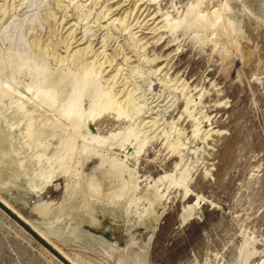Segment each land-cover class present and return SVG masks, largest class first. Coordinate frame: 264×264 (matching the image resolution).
Wrapping results in <instances>:
<instances>
[{
    "label": "rangeland",
    "instance_id": "374dc122",
    "mask_svg": "<svg viewBox=\"0 0 264 264\" xmlns=\"http://www.w3.org/2000/svg\"><path fill=\"white\" fill-rule=\"evenodd\" d=\"M259 1L0 0V264H264Z\"/></svg>",
    "mask_w": 264,
    "mask_h": 264
},
{
    "label": "bare ground",
    "instance_id": "6f19581e",
    "mask_svg": "<svg viewBox=\"0 0 264 264\" xmlns=\"http://www.w3.org/2000/svg\"><path fill=\"white\" fill-rule=\"evenodd\" d=\"M254 2H256V1H254ZM258 2H260V1L258 0ZM262 2H263V0H262ZM258 4H259V3H258ZM263 6H264V5H263ZM259 8H260V7H259ZM40 97H41V96H40ZM49 103H50V102H49ZM66 110H67V109H66ZM68 111H69V108H68ZM68 111H67V112H68ZM67 112H64V113H67ZM62 113H63V112H62ZM69 113H70V112H69ZM72 113H73V112H72ZM72 113H71V115H73ZM67 114H68V113H67ZM78 114H79V113H78ZM68 115H69V114H68ZM74 115H75V114H74ZM77 117H78V115H77ZM61 118H62V117H61ZM68 118H69V117H68ZM74 118H75V117H74ZM78 118H79V117H78ZM69 119H70V118H69ZM65 122H66V121H65ZM76 123H77V122H76ZM48 125H49V124H48ZM40 126H41V125H40Z\"/></svg>",
    "mask_w": 264,
    "mask_h": 264
},
{
    "label": "water",
    "instance_id": "95a60500",
    "mask_svg": "<svg viewBox=\"0 0 264 264\" xmlns=\"http://www.w3.org/2000/svg\"><path fill=\"white\" fill-rule=\"evenodd\" d=\"M264 10V6L262 5V7L260 8V11H263ZM19 220V218H18ZM21 223H23L21 220H19Z\"/></svg>",
    "mask_w": 264,
    "mask_h": 264
}]
</instances>
